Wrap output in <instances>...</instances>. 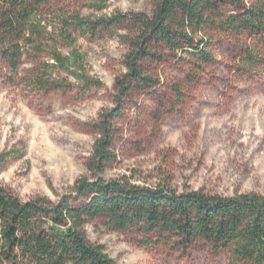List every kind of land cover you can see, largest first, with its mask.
Masks as SVG:
<instances>
[{
	"label": "rangeland",
	"instance_id": "1",
	"mask_svg": "<svg viewBox=\"0 0 264 264\" xmlns=\"http://www.w3.org/2000/svg\"><path fill=\"white\" fill-rule=\"evenodd\" d=\"M96 1L55 0L43 8L38 16L43 33L28 37L15 71L0 53V156L10 154L6 161L0 157V188L22 202L73 197L75 182L94 176L87 165L99 115L115 110L113 160L104 179L179 193L264 194V66L246 62L257 39L210 33L212 63L196 69L167 56L150 65L153 84L117 104L115 79L125 72L128 51L122 38L130 36L131 24L82 31L71 18L150 15L153 0H106L102 11ZM52 46L64 56L83 54V74L99 84H81L53 66ZM40 80L61 87L41 88ZM84 231L116 264H238L201 241L182 244L164 235L159 242L137 229L110 231L97 220Z\"/></svg>",
	"mask_w": 264,
	"mask_h": 264
},
{
	"label": "trees",
	"instance_id": "2",
	"mask_svg": "<svg viewBox=\"0 0 264 264\" xmlns=\"http://www.w3.org/2000/svg\"><path fill=\"white\" fill-rule=\"evenodd\" d=\"M52 2L0 0V53L13 71L19 67L28 37L43 33L38 16ZM105 2L97 0L93 5L102 11ZM71 21L82 31L131 24L130 36L122 38L128 51L123 60L125 72L115 79L117 104L153 84L150 65L167 56L188 60L196 69L212 63L210 33L231 32L257 39L246 51V62L264 66V0H153L150 15L118 14L94 22L75 16ZM69 26L64 20V27ZM49 55L53 66L79 83L99 84L83 74L85 56L78 51L64 56L52 46ZM40 87L61 86L41 81ZM113 112L99 115L97 139L87 165L94 176L78 179L73 197L56 203L45 198L22 202L0 188V264H116L102 245L86 237L84 227L93 220L113 232L137 229L156 235L159 242L164 235L182 244L201 241L216 252L226 251L235 263L264 264V194L179 193L101 176L113 160ZM9 156L0 157L6 161Z\"/></svg>",
	"mask_w": 264,
	"mask_h": 264
}]
</instances>
